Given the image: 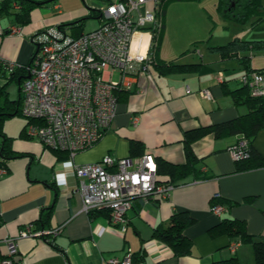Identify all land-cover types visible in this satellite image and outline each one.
I'll return each mask as SVG.
<instances>
[{
    "label": "crops",
    "instance_id": "crops-1",
    "mask_svg": "<svg viewBox=\"0 0 264 264\" xmlns=\"http://www.w3.org/2000/svg\"><path fill=\"white\" fill-rule=\"evenodd\" d=\"M34 1L45 4L35 8L30 24L26 26L20 24L15 15H0L2 67L9 64L14 70L17 66L29 64L38 49L32 41L35 33L81 20L110 2ZM89 20H97L99 24L88 31L85 29L86 20L83 33L92 32L103 24L100 13ZM13 29L18 31L13 33ZM166 31L165 23L155 62L175 61L178 65L197 67L191 71L164 73L156 64L149 63L147 72L130 79L132 90H121L117 115L111 126L97 145L74 157L76 166L100 163L108 156L118 160L143 155H151L156 162L183 165L188 161L187 133L247 113L248 109L236 106L227 93L240 88L238 78L246 73L240 61L223 60L219 54L211 62L196 60L187 63L180 62V57L166 58L163 54ZM64 32L72 37L77 35L70 28ZM147 44L144 33L137 34L134 49L146 51ZM152 49L153 41L150 52ZM250 54L252 57L253 53ZM228 62L240 69L236 78L224 73L227 70L224 64ZM220 74L223 77L221 82ZM105 77L115 81L121 79L117 72L112 76L107 72ZM206 89L210 90L213 99L201 96L200 92ZM240 137L219 139L209 134L192 142L195 175L185 179L166 201H135L127 213L124 235L109 229L108 212H83L78 181L71 176L70 170L62 167L69 161V155L60 159L39 139L24 138L21 134L10 137L12 151L24 156L9 160L4 168L6 173L0 177V260L8 253L2 241L14 238L18 244V264H109L110 259H122L129 252L133 254V260L144 256L142 264H216L232 258H236L238 264H256L253 241L241 242L226 234H210L223 220H238L245 223L250 238L264 240V167L238 171L229 149ZM134 143L139 146L133 153ZM253 146L264 160V128L256 136ZM64 173H68L66 184L61 182L63 178L57 179V175ZM217 195L225 208L220 216L212 210L218 201L214 199ZM45 210H51L46 223L42 222ZM179 212H188L195 219L184 231L190 248L180 257L175 256L170 246L153 238L154 230L168 227L171 216ZM29 225L33 226V231L44 234L18 239ZM236 242L240 245L232 254L230 247Z\"/></svg>",
    "mask_w": 264,
    "mask_h": 264
},
{
    "label": "built area",
    "instance_id": "built-area-1",
    "mask_svg": "<svg viewBox=\"0 0 264 264\" xmlns=\"http://www.w3.org/2000/svg\"><path fill=\"white\" fill-rule=\"evenodd\" d=\"M2 0H0L1 2ZM162 0H110L100 9L103 24L79 38L52 27L35 33L33 43L38 46L33 64L27 67L29 78L22 85V115L30 121L26 135L39 139L50 149L66 152L69 161L62 164L78 181L83 212L107 211L110 228L125 234L127 213L135 201L149 203L166 201L178 186L158 182L157 162L151 155L115 160L105 157L100 163L76 166L74 157L99 143L117 115V92L132 90L130 80L148 71L149 52L154 31L159 28L157 14ZM18 30L13 29V33ZM144 33L148 39L146 51L134 49L135 37ZM6 69L13 66L6 64ZM119 73L121 79H107L105 74ZM223 80L222 74L219 81ZM239 84L249 89L254 98L264 97V72L244 73ZM205 99H213L210 90L200 92ZM137 119L135 120V124ZM235 162L249 157V142L241 136L229 149ZM6 173L0 167V177ZM67 174L57 175L67 183ZM220 195L215 196L218 200ZM216 215L225 208L215 204ZM29 225L18 239L44 234ZM7 257L0 264H18L17 239L2 241ZM1 244V243H0ZM239 242L230 247L234 254ZM109 264H142L127 253L122 259L112 258Z\"/></svg>",
    "mask_w": 264,
    "mask_h": 264
},
{
    "label": "trees",
    "instance_id": "trees-1",
    "mask_svg": "<svg viewBox=\"0 0 264 264\" xmlns=\"http://www.w3.org/2000/svg\"><path fill=\"white\" fill-rule=\"evenodd\" d=\"M110 1V0H108ZM174 0H162L160 11L157 18L160 22L159 28L154 31L153 49L150 52L151 64H156L164 73H171L178 70L191 71L197 65H178L175 61L157 64L155 62L156 56L160 49L161 39L165 27V16L167 12V4ZM50 2V1H49ZM56 2L53 0L51 3ZM45 3H38L34 0H2L0 2V15L12 14L22 25H28L31 22V13L39 5ZM218 11L220 15L227 20H232L236 23L247 24L253 21V25L264 22V4L263 0H218ZM100 10L92 11L90 16L82 18L70 24H64L59 28L64 31L67 28L74 29L77 35L74 38L81 37L83 33L84 23L89 20L93 15L99 14ZM264 49V41H245L236 38L228 44L210 47V51L217 53L223 60L238 59L243 65L246 73L251 72H264L262 69H254L251 66V54L255 51ZM36 53L32 56L29 64L24 66H17L14 70L9 71L0 65V167L6 168V163L18 157L24 156L23 154L16 155L12 151V139L4 133V122L15 116L22 114L23 94L22 85L28 75L27 67L33 64ZM15 81L19 86V97L17 100H12L8 92V85ZM239 89L234 91H227L234 100L236 106H245L248 110L247 113L240 115L236 119L227 121L225 123L212 125L211 127L201 128L197 131L189 132L186 135L185 149L188 161L183 165H174L165 161L157 162V176L159 183L175 184L179 186L190 175L196 173L195 163L196 158L192 151V142L209 134H213L216 138H225L229 136L241 135L244 136L249 142V157L236 162L238 171L244 172L252 169L264 167V160L260 154L255 150L253 142L256 136L264 128V97L254 98L250 95L249 89L241 84ZM116 94L119 97V93ZM30 121H28V124ZM27 124V125H28ZM21 137H26V127L21 133ZM139 145L134 143L132 145V152L134 153ZM60 159L65 158L68 154L65 152L53 151ZM16 155V156H15ZM204 178V176H203ZM216 204H224L218 200ZM214 205V204H213ZM42 222L46 223L51 216V210L43 211ZM94 212V211H93ZM104 212V211H99ZM107 212V211H106ZM98 213V212H95ZM92 214V213H91ZM109 214V213H108ZM94 215V214H92ZM110 217V215H109ZM195 222V219L188 212H179L171 216L169 226L158 227L153 232V238L167 244L174 251L175 256H184L189 248L190 242L185 237L184 231ZM210 234L212 236L226 234L232 239L240 240L241 242L253 241L254 252L256 257V264H264V240L254 241L249 237L245 223L242 221L223 220L221 224L214 227ZM144 256L135 257V262H143ZM216 264H238L236 258L227 261H222Z\"/></svg>",
    "mask_w": 264,
    "mask_h": 264
},
{
    "label": "rangeland",
    "instance_id": "rangeland-1",
    "mask_svg": "<svg viewBox=\"0 0 264 264\" xmlns=\"http://www.w3.org/2000/svg\"><path fill=\"white\" fill-rule=\"evenodd\" d=\"M76 1L81 4L83 2ZM166 13L167 31L163 52L166 58L180 57V62L187 63L196 62V60L211 62V59L217 58L218 54L211 52L210 47L228 44L236 38L245 41H264V22L253 25V21L240 24L224 19L218 11V0H174L167 4ZM98 24L97 20H88L85 29L89 31ZM251 64L255 69H262L264 49L253 52ZM225 65L227 70L224 73L236 78L240 69L234 67L233 62ZM8 92L12 100H17L18 83L12 81L8 85ZM27 124L28 119L21 114L7 119L3 130L10 137H17L24 126H28Z\"/></svg>",
    "mask_w": 264,
    "mask_h": 264
},
{
    "label": "water",
    "instance_id": "water-1",
    "mask_svg": "<svg viewBox=\"0 0 264 264\" xmlns=\"http://www.w3.org/2000/svg\"><path fill=\"white\" fill-rule=\"evenodd\" d=\"M37 48H38V46H37ZM26 78H29V76H27Z\"/></svg>",
    "mask_w": 264,
    "mask_h": 264
}]
</instances>
